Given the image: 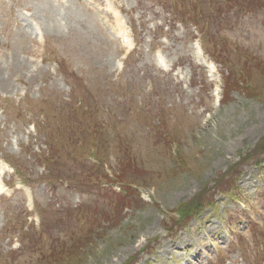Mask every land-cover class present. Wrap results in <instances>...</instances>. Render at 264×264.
<instances>
[{"label":"rangeland","instance_id":"obj_1","mask_svg":"<svg viewBox=\"0 0 264 264\" xmlns=\"http://www.w3.org/2000/svg\"><path fill=\"white\" fill-rule=\"evenodd\" d=\"M0 43V264H264V0H0Z\"/></svg>","mask_w":264,"mask_h":264},{"label":"trees","instance_id":"obj_2","mask_svg":"<svg viewBox=\"0 0 264 264\" xmlns=\"http://www.w3.org/2000/svg\"><path fill=\"white\" fill-rule=\"evenodd\" d=\"M192 21H193L194 23L198 24L197 20H196L194 17L192 18ZM58 255H59V256H63L61 252L58 253Z\"/></svg>","mask_w":264,"mask_h":264},{"label":"bare ground","instance_id":"obj_3","mask_svg":"<svg viewBox=\"0 0 264 264\" xmlns=\"http://www.w3.org/2000/svg\"><path fill=\"white\" fill-rule=\"evenodd\" d=\"M131 43V42H130Z\"/></svg>","mask_w":264,"mask_h":264}]
</instances>
